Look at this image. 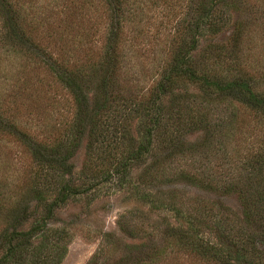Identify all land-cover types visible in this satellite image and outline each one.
Segmentation results:
<instances>
[{"label": "trees", "instance_id": "trees-1", "mask_svg": "<svg viewBox=\"0 0 264 264\" xmlns=\"http://www.w3.org/2000/svg\"><path fill=\"white\" fill-rule=\"evenodd\" d=\"M262 36L264 0H0V136L29 157L18 183L0 181V264L61 261L63 230L51 238L47 221L81 192L70 177L83 138L90 164L118 158L119 173L152 152L142 182L182 180L240 205L143 193L173 220L129 229L138 241L87 264H264ZM151 50L161 65L144 87Z\"/></svg>", "mask_w": 264, "mask_h": 264}, {"label": "rangeland", "instance_id": "rangeland-1", "mask_svg": "<svg viewBox=\"0 0 264 264\" xmlns=\"http://www.w3.org/2000/svg\"><path fill=\"white\" fill-rule=\"evenodd\" d=\"M244 16L248 17L247 13L239 18ZM228 31L229 28L219 35V41H224ZM262 37L261 40L258 39V47L255 48L256 52L260 54L261 60L264 58V36ZM166 40L167 38L164 39V42ZM141 43L143 44V41ZM151 52L152 50L149 52L148 59L143 56L139 58L140 61L145 60L144 63L147 68L146 77L141 78L140 81V85L144 87L153 85V80L156 77L155 71L161 65V60L158 57L163 53L161 54L159 51L156 53ZM154 57L156 58L154 59ZM52 94L56 97L67 96L60 90H52ZM38 106L40 110L43 107L41 104ZM45 111L46 109L41 110L42 113ZM200 133V131L188 133L187 139L191 141L199 139ZM85 144L86 139L83 138L80 147L71 159L74 168L70 183L78 186L81 192L56 207L54 217L47 221V227L50 230L48 233L51 238H57V234L52 233L54 230H63L62 242L66 246V251L59 264H87L91 259L96 258V253L101 248L115 249L110 257L109 255L107 257L110 262L123 253L125 243L139 240L140 236L138 235L133 238L127 235L129 229L134 233L141 223L145 228H149L155 223L160 231L164 227V222H162L164 217L167 221L173 220L174 213L171 210L151 208L152 204L150 202L140 199L143 193L145 195L149 194V198L152 199L151 194H155V192L157 194L159 191L166 192L174 188L185 198L219 199L236 214H240L239 202L233 194L213 195L182 180L172 182L165 180L157 183L147 177V180L142 182L140 173L144 168L150 167L154 157L152 152L146 154L142 160L124 165L120 168L119 173H113L116 168L114 166L115 160L118 158L105 156L103 160L93 161L90 164L87 160ZM114 154L119 157L116 152ZM104 155H107V153ZM183 163H185L183 160L176 162L178 167L183 166ZM174 164H171V166H175ZM27 165H29V157L23 148L11 138L7 140L0 136V181L5 183L15 181L18 183ZM171 166L168 169L172 168ZM19 176L20 178H18ZM29 224L30 221L23 226V229H27ZM107 234L111 236V244H108ZM36 241L38 239L34 243ZM97 260H100V264L104 263L101 258ZM168 264H188V260L187 257L180 256L170 260Z\"/></svg>", "mask_w": 264, "mask_h": 264}]
</instances>
